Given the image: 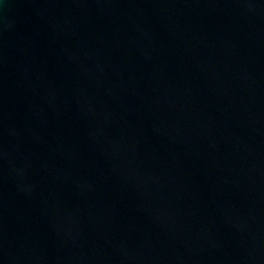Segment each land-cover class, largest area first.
Instances as JSON below:
<instances>
[{
  "label": "water",
  "instance_id": "water-1",
  "mask_svg": "<svg viewBox=\"0 0 264 264\" xmlns=\"http://www.w3.org/2000/svg\"><path fill=\"white\" fill-rule=\"evenodd\" d=\"M0 264H264V0H0Z\"/></svg>",
  "mask_w": 264,
  "mask_h": 264
}]
</instances>
